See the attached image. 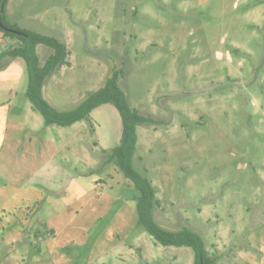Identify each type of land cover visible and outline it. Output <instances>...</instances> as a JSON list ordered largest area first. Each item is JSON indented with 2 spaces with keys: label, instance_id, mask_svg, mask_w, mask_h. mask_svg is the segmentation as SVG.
<instances>
[{
  "label": "rangeland",
  "instance_id": "obj_1",
  "mask_svg": "<svg viewBox=\"0 0 264 264\" xmlns=\"http://www.w3.org/2000/svg\"><path fill=\"white\" fill-rule=\"evenodd\" d=\"M5 14L66 45L42 89L59 110L122 71L129 106L153 119L136 127L132 165L154 187L157 224L198 233L215 264H264V0H8ZM4 41L0 53L18 43ZM36 52L42 63L49 49ZM26 85L23 60L0 56L1 123L8 106L33 110ZM33 111L25 126L55 140L33 159L30 144L16 149L15 125L0 141L3 197L18 201L23 182L41 188L7 205L17 217L0 222V264H192L190 247L137 224L134 184L104 162L121 134L113 105L69 126Z\"/></svg>",
  "mask_w": 264,
  "mask_h": 264
},
{
  "label": "trees",
  "instance_id": "obj_2",
  "mask_svg": "<svg viewBox=\"0 0 264 264\" xmlns=\"http://www.w3.org/2000/svg\"><path fill=\"white\" fill-rule=\"evenodd\" d=\"M8 0H0V21L8 28L21 31L22 34L2 29L0 32L9 38L18 40L0 56L9 59L23 60L27 72V85L24 96L31 103L46 125L69 126L77 121L88 120L91 111L103 104L113 105L121 119V134L118 143L109 151H103L104 162H114L123 175L130 180L136 190L137 224L163 246H187L193 250L192 264H215L216 257L211 256L205 248L202 237L184 227L177 230L166 229L157 224L152 211L158 204L154 187L149 179L142 176L132 165V155L135 150L137 135L136 127L141 123L152 122L153 119L141 115L136 109L129 106L126 95L119 85L122 71L114 69L106 78L103 86L88 92L80 103L72 109L59 110L48 103L43 97L42 89L45 80L61 65L67 63L68 50L58 38L42 34L35 30L23 29L10 24L5 19V7ZM42 44L49 49V53L41 63L36 52V46Z\"/></svg>",
  "mask_w": 264,
  "mask_h": 264
},
{
  "label": "crops",
  "instance_id": "obj_3",
  "mask_svg": "<svg viewBox=\"0 0 264 264\" xmlns=\"http://www.w3.org/2000/svg\"><path fill=\"white\" fill-rule=\"evenodd\" d=\"M4 37H6V36H4L0 32V45L4 44V45L8 46V44L5 43V41H4ZM33 110L28 112V113L25 112L24 110H22L21 112H14L13 110H10V108L8 106V109L6 110V111H8V114H9V116L7 117L8 120L6 119L5 122H2V123L0 122V141L2 142V141H4V139H7V135H8L7 134V127H8V125L12 124L13 128L15 125L13 135L15 136L16 149L21 154H23V152L26 151L25 148H27V144H30L32 149H33L32 151L30 150L32 159L36 158L37 154L39 155L43 151L45 152L48 149V147L54 143V140H55V139H52L51 137H49L47 135L46 136L45 135L44 136H37L36 135L37 133L35 130V125H33V123L30 124V126H28L27 124L25 126L24 121H25V119H28L27 118L28 116H30L29 118H31V122H33L35 120L36 121L39 120L38 116L35 115V112ZM11 114L16 115V117H12ZM18 115H21V116L18 117ZM9 117L14 118V119H11V121H12L11 123L8 122L10 120ZM30 127L32 128V130L30 129ZM33 137H36V138H33ZM37 137H38V139H37ZM0 152L2 153L1 148H0ZM36 171H38V170H35L34 172H36ZM4 186H5V184H0V222H1V220L8 218V217H13V218L17 217V216H15V213L7 212L8 209H12V208H8L7 205L11 206L12 204H14L15 208H17V207L20 208V206L16 207V205L19 203V200L23 204H29L31 202L30 196L33 193V191H40V189H41L40 187H36L34 185L24 183V182L21 184L15 185V187L13 188V192H14L13 196H15L18 201L13 202L11 204L8 201L9 196L3 197V195H2V187H4ZM20 230H22V232H23L24 224H22V228ZM27 234H28L27 237L30 238V233H27ZM137 250H139V252H141L140 247H137ZM192 263H193V261H192ZM145 264H148V263L145 262Z\"/></svg>",
  "mask_w": 264,
  "mask_h": 264
},
{
  "label": "water",
  "instance_id": "obj_4",
  "mask_svg": "<svg viewBox=\"0 0 264 264\" xmlns=\"http://www.w3.org/2000/svg\"><path fill=\"white\" fill-rule=\"evenodd\" d=\"M0 27H1L2 29H5V30L10 31V32H13V33L22 34L21 31H18V30L13 29V28L5 27V26L1 23V21H0Z\"/></svg>",
  "mask_w": 264,
  "mask_h": 264
}]
</instances>
